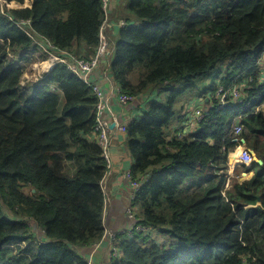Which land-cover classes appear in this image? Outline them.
Here are the masks:
<instances>
[{
    "label": "trees",
    "instance_id": "1",
    "mask_svg": "<svg viewBox=\"0 0 264 264\" xmlns=\"http://www.w3.org/2000/svg\"><path fill=\"white\" fill-rule=\"evenodd\" d=\"M116 6L118 13L101 0H33L3 13L0 4V264H90L84 250L104 241L108 167L88 134L96 120L92 86L107 75L128 95L153 86L164 92L127 122L124 148L133 178H144L132 200L136 217L165 242L117 235L110 264H264V114H248L264 104V80L241 102L215 104L196 133L166 138L181 120L179 98L209 92L202 77L223 67L229 86L255 69L264 50V0ZM120 19L128 25L104 36L108 22ZM101 35L111 54L99 79L85 82L60 63L37 82L24 77L28 63L47 56L37 41L88 59ZM239 114L245 129L238 137L263 163L223 197L227 154L236 146L229 126Z\"/></svg>",
    "mask_w": 264,
    "mask_h": 264
},
{
    "label": "built area",
    "instance_id": "2",
    "mask_svg": "<svg viewBox=\"0 0 264 264\" xmlns=\"http://www.w3.org/2000/svg\"><path fill=\"white\" fill-rule=\"evenodd\" d=\"M101 1L103 8L109 12L112 6V1L114 0ZM2 2L4 3L6 1L0 0V4ZM116 24H118L117 26L122 27L124 22L123 20H119L116 21ZM100 40L101 44L97 53L88 59L67 54L66 52L57 53L54 51L53 45L48 41H37L39 47L45 54H47L46 57L48 58L44 59L46 61L42 60L44 62L40 64V67L43 69V75H40L36 81L43 78L45 74L49 73V71H51L58 63L64 64L73 74L85 82H89L91 75L96 74V71L98 72L96 78L99 79L100 70L98 68L103 62H108L109 58L108 44L103 35L100 36ZM102 80L103 81L92 86L95 97L97 98L96 120L92 130L88 134V137L96 141V143L100 146L102 156L105 159L107 167L110 168L112 165L110 142L113 139L114 131L124 134L126 133V123L135 118L139 111H143L141 110L142 104H140V102L149 98L148 94H150V92L144 91L137 95H128L120 92L118 87L113 83L112 80L109 79L108 76H105L102 78ZM109 81L113 83V89L108 87ZM24 82L25 81H22V83ZM199 114L200 113L198 110L190 111L191 117L189 119L190 122H188V128L192 126L196 118L199 117ZM185 133V130L183 131L182 129L178 135L182 136ZM238 160L246 165H249L252 162V157L245 147H242L239 151ZM120 171L121 178L127 180L128 183L126 188L128 198L126 200L125 208V221L128 223L118 227L117 229H112V231H115V233L107 232V237L113 239V237H117V235H119L122 238H131L133 237L134 232L143 233L144 235H151L154 228L151 225L147 226L140 223V219L136 217L137 208L132 201L135 192L141 183L133 178L131 168L127 167L125 170L121 169ZM103 239L105 240V238Z\"/></svg>",
    "mask_w": 264,
    "mask_h": 264
},
{
    "label": "clouds",
    "instance_id": "3",
    "mask_svg": "<svg viewBox=\"0 0 264 264\" xmlns=\"http://www.w3.org/2000/svg\"><path fill=\"white\" fill-rule=\"evenodd\" d=\"M120 20H122V19H120ZM127 25L128 24H126V22L124 20V25L122 27H125ZM224 70L225 69L222 67L221 71L217 74V76L214 79L215 80L214 85L212 87L211 86L208 87L209 92L207 94L196 95L195 96L196 98H192V103L196 104V107H191V108L183 107V108H181L180 117H181L182 121L179 120L177 122H174L169 127V130H171L173 133L172 136L182 138V137H187V136H190V135L196 133L200 129L202 122L205 120L207 111H209L211 108L215 107V104H219L220 106H225V105H227L225 103H228V102H232V101L241 102L242 100H245L248 96L246 91L250 87V85L253 84L254 82L262 83L264 80V50L261 53V55L259 57H257V59H256L255 69L252 70L250 72V74L244 76V78H245L244 82H233V83H230L229 86L223 85V83L221 82V77L225 75ZM254 78L256 79V81ZM147 91L150 92V94H148L149 98L140 102V104H146V107L151 101L160 100V98L164 94V92L161 91V88L159 86H153ZM215 101H217V103H215ZM263 108H264V104L256 105L251 110L248 111V114H256V113L264 114ZM141 110H143V109L141 108ZM191 110H195V111L198 110L200 114H199V117L196 118V120L192 124V126H190L188 128V122H190L189 119L191 117V115H190ZM142 112L143 111H139V113L136 116L141 115ZM242 116L243 115H240V114L238 116H236L229 126L230 133L233 136L232 140L237 141V142H236V146L234 147V149L229 151L227 154V168L225 170H228L229 173L225 174V172H224L225 170L223 171V174L225 176L224 188L222 190L223 197H226L225 192L227 189H229L231 187V184L233 181L241 183V182H244L246 180L251 179L252 176L257 171L256 169H258V167H260L262 165V164H258L255 161V157L256 158H259V157L256 155V153L254 155L250 152V150H252V149H249L247 147V145L245 144V140L243 138L239 139V137H238L240 135V133L242 132V130L245 129V125L242 123ZM174 127L178 130L173 131L172 128H174ZM182 129H183V131L185 130L186 133L182 136H179L178 133ZM167 137H169V136H167ZM125 138H126V135H125ZM242 146L245 147L249 151V153L252 157V162L249 165H246V164L242 163L241 161H239L238 160V154L236 155L235 161H233V162L230 161L229 154L231 152H234L239 147L241 150ZM237 166H241L243 169V172H241L239 175L234 173ZM248 174H251V176L248 177L247 176ZM143 181H144V178H141L139 180V182L141 184ZM139 188H140V186H139ZM257 198H258L257 203L260 205L259 197H257ZM250 206L251 205H248V204L244 205V207H250ZM126 223H128V222L124 221L118 227H120ZM118 227L112 228V229H117ZM135 233L136 232H134L133 237L135 236ZM154 233L158 234L159 236H161L163 238V235L161 233H159L157 231V229H155V228L153 229V232L151 235H153ZM133 237H131V238H133ZM151 240H154V238H151Z\"/></svg>",
    "mask_w": 264,
    "mask_h": 264
},
{
    "label": "rangeland",
    "instance_id": "4",
    "mask_svg": "<svg viewBox=\"0 0 264 264\" xmlns=\"http://www.w3.org/2000/svg\"><path fill=\"white\" fill-rule=\"evenodd\" d=\"M117 1L118 0L112 1L111 10L113 9V11H114V12L112 11L113 13H118L119 12V7L116 6V2ZM32 2H33V0H31V1L30 0H23L22 3H18L17 1H12V2L6 1L4 3L2 2L1 3V5H2L1 6V11L3 13H5L6 10L9 9V8L30 7V6H32ZM113 5H114V7H113ZM112 12H110V13H112ZM123 22H124V19H123ZM108 24H109L110 27H108V29H106V31L103 33L104 36L107 35L106 32H109V35L110 34L115 35L117 33V25L118 24L117 25L111 24V21H109ZM107 42H108V38H107ZM110 51H111V49L109 48V44H108L109 56L111 54ZM39 54H40L39 51H36L35 52V57L38 56ZM46 58H48V57H46ZM44 61H46V60H44ZM44 61L35 59L32 63H28L27 64V66L25 67L24 77L26 78V80L28 82H37L36 79L38 77H40V75H43V72H42L43 69L40 67L41 66L40 64H42V62H44ZM107 76L109 77L110 80L113 81L111 75H107ZM216 76H217V74L215 76L212 75L210 78L202 77V79H204L202 82L206 83L207 87H210V86L212 87L214 85V82H215L214 79H215ZM213 77H214V79H213ZM25 83H27V82L25 81L22 84H25ZM108 87L113 89L114 88L113 83L109 81ZM195 96L196 95H191V94L188 93V94H185L183 97L179 98L180 101L176 105V109L179 110V114H181L180 110L183 107H187V108L196 107V104L192 103V98H196ZM172 134L173 133L170 130L168 132L167 136L170 137V136H172ZM234 142L236 143L237 141H234ZM238 152H239V149L237 148V150H235L234 152H231L229 154V156H230L229 158H231V159H233V161H235L234 159L236 158V155L238 154ZM231 159H230V161L233 162ZM224 172H225V174L229 173L228 170H225ZM241 172H243L242 167L241 166H237V168L235 169L234 173L239 175ZM247 176L249 177V176H251V174H248ZM105 205H106V208H108L109 200L107 201V203ZM256 205H259V204L256 202ZM106 208H105V211H106ZM104 226H105V237H104L105 240L102 242V246H104L105 248H101L102 252L100 253L99 252L100 249L97 247V246H100V243L97 246H93L91 248V251H89L90 249L84 250L83 255H85L86 258H89L88 261H89L90 264H110L111 263V259L110 258L112 256H115V254L119 251V249H118V247L116 245V241L118 240V238L117 237H113L114 235L112 236L113 239H110V238L107 237V232L115 233V231H112V227L110 225V222L108 220H105L104 221ZM155 234L156 233H154L153 235H148V239L146 240V242H150L151 238H154V243H156V244H159V243L161 244L162 242L165 241L164 239L162 240L161 238L159 239V238L155 237ZM107 248H108V250H106ZM98 249H99V251H97Z\"/></svg>",
    "mask_w": 264,
    "mask_h": 264
},
{
    "label": "crops",
    "instance_id": "5",
    "mask_svg": "<svg viewBox=\"0 0 264 264\" xmlns=\"http://www.w3.org/2000/svg\"><path fill=\"white\" fill-rule=\"evenodd\" d=\"M97 75L96 73L95 76ZM166 138L168 139L169 137ZM112 140L110 149L112 165L108 168L102 180V187L106 196L105 204L109 200L108 208H106V205L104 206V210L106 208L105 220L110 222L112 228H116L125 221V207L128 198L126 190L128 183L127 180L121 178L120 170H125L127 167L131 168L133 161L128 151L125 150L126 148H124L125 134L114 131ZM155 237L163 240L158 234H155ZM97 247L100 249V251L99 249L97 250L100 253L102 252L101 248H105L102 246V242Z\"/></svg>",
    "mask_w": 264,
    "mask_h": 264
},
{
    "label": "water",
    "instance_id": "6",
    "mask_svg": "<svg viewBox=\"0 0 264 264\" xmlns=\"http://www.w3.org/2000/svg\"><path fill=\"white\" fill-rule=\"evenodd\" d=\"M96 73H98V72H96ZM111 127H112V125H111ZM250 152H251L252 154L255 155V152H254L253 150H250ZM255 161H256L258 164H262V163H263V161H262L260 158H256V157H255ZM258 197H259V196H258Z\"/></svg>",
    "mask_w": 264,
    "mask_h": 264
},
{
    "label": "bare ground",
    "instance_id": "7",
    "mask_svg": "<svg viewBox=\"0 0 264 264\" xmlns=\"http://www.w3.org/2000/svg\"><path fill=\"white\" fill-rule=\"evenodd\" d=\"M238 149L240 150V147H239ZM229 157H230V156H229ZM230 159H231V158H230ZM235 159H236V158H235ZM235 159H234V160H235ZM231 160L233 161V159H231Z\"/></svg>",
    "mask_w": 264,
    "mask_h": 264
},
{
    "label": "flooded vegetation",
    "instance_id": "8",
    "mask_svg": "<svg viewBox=\"0 0 264 264\" xmlns=\"http://www.w3.org/2000/svg\"><path fill=\"white\" fill-rule=\"evenodd\" d=\"M112 141H113V140H111V142H110V143H111V146H112Z\"/></svg>",
    "mask_w": 264,
    "mask_h": 264
}]
</instances>
